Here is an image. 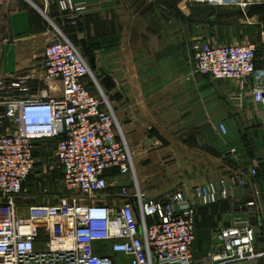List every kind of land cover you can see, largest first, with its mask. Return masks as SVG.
<instances>
[{"label": "built area", "instance_id": "built-area-1", "mask_svg": "<svg viewBox=\"0 0 264 264\" xmlns=\"http://www.w3.org/2000/svg\"><path fill=\"white\" fill-rule=\"evenodd\" d=\"M217 4L248 10L264 7V0ZM61 6L73 7L70 0ZM44 57L45 89L31 95L23 82L2 87L18 90L22 98L0 102V128L10 123L11 130L0 131V264H264V215L256 213L255 200L237 206L249 218L235 219L220 232V247L209 261H197L193 200L183 192L166 200L145 197L121 124L109 101L92 90L96 81L83 55L61 36ZM193 61L195 75L250 88L264 109V67L256 44L203 42L195 47ZM57 82L61 96L51 93L56 86L50 84ZM219 131L226 135V126L220 124ZM43 140L55 142L70 193L54 205L28 203L22 193L37 164L36 143ZM256 174L241 172L198 188L196 196L214 203L219 196H232L231 187L252 186ZM110 188L112 202L99 199Z\"/></svg>", "mask_w": 264, "mask_h": 264}, {"label": "crops", "instance_id": "crops-1", "mask_svg": "<svg viewBox=\"0 0 264 264\" xmlns=\"http://www.w3.org/2000/svg\"><path fill=\"white\" fill-rule=\"evenodd\" d=\"M65 1L0 0L2 94V87L16 82H23L31 95L45 89V49L61 36L72 35L80 48L86 42L84 46L92 49L96 67L116 74L119 98H115L114 108L135 154L145 197L164 193L148 187L152 169L192 170L173 187L195 201L197 209V202L204 203L194 193L197 186L218 185L222 179L255 170L252 154L244 152V157H249L245 162L236 148L237 154H233L216 124L249 119L248 107L256 105L250 88L195 75L192 61L195 47L203 42L240 40L257 45L259 65L264 67L263 6L242 10L219 5L218 0H70L73 7L64 9L61 3ZM208 8L235 13L211 11L197 16L198 9ZM219 34L221 38H217ZM55 85L52 95L61 96V83ZM16 91L15 99L22 98ZM262 177L253 179V193L264 188ZM246 190L236 185L230 188L232 196H219L210 204L228 203L230 213L240 215L237 206L252 200L234 202L239 196L242 199ZM201 214L209 223L200 227L198 234H212L211 243L218 250V236L230 226V218L218 214L222 217L215 222L211 211L201 209Z\"/></svg>", "mask_w": 264, "mask_h": 264}, {"label": "rangeland", "instance_id": "rangeland-1", "mask_svg": "<svg viewBox=\"0 0 264 264\" xmlns=\"http://www.w3.org/2000/svg\"><path fill=\"white\" fill-rule=\"evenodd\" d=\"M214 9V10H213ZM211 9H198L199 14L197 16H201V12H206L210 13L211 11L218 12L219 15L221 14H228L232 13L234 14L235 12L232 11L231 9H221V8H213ZM218 9V10H215ZM222 34H219V37L221 38ZM65 37L75 45V47L80 51V53L83 55V58L87 62L89 68L92 70L94 78L96 83H91V88L94 91L95 94L98 96H104L109 103L111 104V107L114 108V101L115 98H119V91L115 88V79H116V74L112 73H106L104 72L101 68L96 67L95 64H97V58L93 55L92 49L87 46L85 47L84 45L86 42H83V48H80L79 42H76L72 35L66 36ZM207 43L213 44V45H231V44H243V43H250V44H255L253 42H242L240 40H210ZM194 62V61H192ZM209 78V77H208ZM210 80H213L210 78ZM226 81V80H223ZM53 84H50V87L53 88ZM4 93L3 95H0V102L4 98H9L15 99V95L17 91L15 89H7V90H2ZM251 104V103H250ZM1 106V105H0ZM248 115L250 116L249 119L246 121H238V120H232L230 122H217L216 124H224L227 128V134L222 135V140L225 141V146L227 149L232 151L234 148H236L237 153H240V159H243V162L245 160H248L246 158L249 157H244V152L249 151L252 156L254 157L253 161V166L254 169L256 170L257 174L254 177L255 181L260 180L264 176V109L261 108L260 106L257 105H249L248 107ZM116 114V112H115ZM117 116V114H116ZM118 119V116H117ZM119 123L121 124L120 120L118 119ZM10 127V123H7V125L3 128H0V131L2 133H11V130H8ZM122 127V126H121ZM211 128L213 131L214 126L211 125ZM37 145V150H36V161L37 164L34 168V171L32 172L24 190H23V195L25 196L24 199L28 203H33L36 205L39 204H47V205H54L59 203L64 197H68L70 193L65 189L63 185V174L62 170L58 166V159L56 157V144L54 141L50 140H43L40 142L36 143ZM130 147V146H129ZM131 149V147H130ZM239 149V150H238ZM132 151V149H131ZM236 152L233 154H237ZM134 154V153H133ZM252 157V159H253ZM135 158V163H136V168H137V161L136 157L134 154ZM229 160V159H228ZM250 160V159H249ZM231 161V160H230ZM192 170H185V169H152L149 170L148 172L153 175L151 177V181L149 182L148 187L151 189L153 192H160L164 190V193L160 192L157 193L156 197H150L153 200H166L174 193L180 192L179 187H173V183L177 181L178 179H185L186 175H189ZM138 174V179H139V173ZM256 184V182H254ZM247 187L246 194L243 195L240 199V196L237 194L236 197L239 196V199H237L236 203L237 205L239 204L238 202L241 201V204H244L245 201L248 200H255L257 207H256V213L263 214L264 215V188L262 187L261 190L259 189V192L253 193L255 190V185ZM140 184V183H139ZM209 184H214V183H208ZM258 184V188H260ZM141 186V184H140ZM200 187V186H199ZM141 188V187H140ZM198 189V186L195 188V192ZM183 192V191H182ZM114 190L110 188L107 193L101 194L99 196V199H103L108 202H112L111 196L113 195ZM145 194V193H144ZM147 196V194H145ZM196 207L195 201H193ZM197 205L200 207L197 209V236H196V242L194 245V254L195 258L197 261L200 262H208V255L210 253H213L216 251L215 246L212 245L211 243V235H208V237L205 236H200L198 234V230L200 227H205L207 225L208 219L201 214V209L203 211H211L213 215L215 216L214 220L215 222H219L221 219V215L218 214H224L226 213V217L230 218L229 225L231 226L234 222L235 219H247L249 218L248 214H236V213H230V210L232 207L228 203L225 202H220L218 204H204L197 202ZM220 207V209H218ZM225 211H223V210ZM229 211V212H228ZM232 211V210H231ZM253 218V217H252ZM255 219V218H253ZM216 232V231H215ZM214 232V233H215Z\"/></svg>", "mask_w": 264, "mask_h": 264}, {"label": "water", "instance_id": "water-1", "mask_svg": "<svg viewBox=\"0 0 264 264\" xmlns=\"http://www.w3.org/2000/svg\"><path fill=\"white\" fill-rule=\"evenodd\" d=\"M121 186L130 187V184L128 182H123L120 184Z\"/></svg>", "mask_w": 264, "mask_h": 264}, {"label": "trees", "instance_id": "trees-1", "mask_svg": "<svg viewBox=\"0 0 264 264\" xmlns=\"http://www.w3.org/2000/svg\"><path fill=\"white\" fill-rule=\"evenodd\" d=\"M259 52V51H258ZM258 58H259V53H258ZM259 64H260V62H259Z\"/></svg>", "mask_w": 264, "mask_h": 264}]
</instances>
